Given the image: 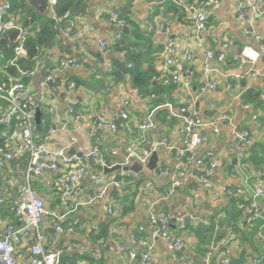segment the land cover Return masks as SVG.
I'll list each match as a JSON object with an SVG mask.
<instances>
[{"label":"crops","instance_id":"1","mask_svg":"<svg viewBox=\"0 0 264 264\" xmlns=\"http://www.w3.org/2000/svg\"><path fill=\"white\" fill-rule=\"evenodd\" d=\"M5 1L0 0V5ZM19 1L30 5L26 0ZM151 1L88 0L85 14L75 18L73 31H69L68 27L60 30L54 43L43 50V55L35 60L34 68L27 75L24 83L33 96L37 109L42 106L48 113L51 111V119L60 128L50 142L54 147L65 144L71 133H76L78 141L71 149L73 154L81 155L93 144L89 130L97 115L104 116L107 121L111 119L115 124L120 120L119 127L116 124V132L112 133L108 129L101 131L102 150L113 164L123 162L124 153L136 142L143 149L165 142V145L157 148L158 173L145 167L138 173L116 170L105 174L104 168L90 165L87 175L79 180L78 194L68 199L60 197L56 175L52 171L44 170L31 177L32 187L41 196L50 213L42 224L45 233L47 237L53 235L50 223L56 217L63 216L64 225L71 219L77 221L72 234L57 236L55 247L60 248L70 243L81 244L86 251L64 254L62 264H124L128 260L125 253L117 251L119 245H125L139 254L150 252L154 264H181L171 259L167 247L160 239L152 237L153 227L148 221V207L154 203L158 213L195 214L215 222L212 235L204 236L203 244L199 241L194 223H189L191 225L184 231H179L174 221L170 223L169 230L183 240L184 246L179 257L189 264H221L223 258L228 257L231 260L241 251L248 257V264H253V259L257 257L262 258L264 264V207L262 218L252 223H248L245 218L248 213V206L245 205L247 202L250 204L252 189L260 180L258 172L264 169V0L258 11H249L244 18L239 14L247 9L246 0H220L217 5L207 7V28L203 34L202 48L193 45L194 28L186 16L187 10L174 5L172 0H162L149 8ZM184 3L187 6H196L198 0H184ZM29 7L36 17L53 16L50 5L46 4L41 11L38 6ZM113 9L127 21L138 25L145 34L152 32L148 43L150 47L143 52V69L163 71L159 56L166 41L172 40L175 43L173 63L180 67L187 86L173 85L165 103L171 105V109L155 106L151 98L140 97L130 86L127 77L116 87H108L107 98L101 96L98 89L79 86L74 93L66 89L64 81L70 75L88 79L90 72H87L86 67L111 71V59L123 61L122 53L104 55L95 42V37L109 40L117 32V28L108 19L109 11ZM14 23L17 24V21ZM38 25L32 24L30 33ZM126 26L128 31L123 32L124 35L134 41L130 36L131 24L126 23ZM166 27L168 33L165 32ZM255 35L260 38L257 39ZM224 43L228 46L223 48ZM244 47L251 48L252 52L243 54ZM206 50H211L214 55L211 61L212 77L218 81L213 90L204 89L207 83L203 66ZM187 52H191L196 60H187ZM220 53L225 54L222 62L216 58ZM70 57L80 60L81 68L57 73L52 85L46 83L47 69L55 67L60 59ZM250 94H257L258 101L245 100ZM125 100L128 103L124 106ZM121 106L128 114L130 128L137 125L142 115L148 114L151 115L153 126L140 134L137 130L133 134L128 127L120 129L124 120L118 118L117 113ZM182 107L187 112L197 111L198 116L206 121L216 120L222 114L231 117L230 123L220 120L216 122L218 133L212 127L196 128L206 140L196 148L181 168L188 175L196 174L212 162L215 166L208 175L210 180L217 187L223 186L234 194L216 195L206 184L189 179L186 184L173 187V192L165 196L171 188L170 177L177 172L176 149L182 148L187 138L183 116L187 117L189 114L181 115L179 109ZM159 109H163V112H158ZM77 115L80 116L78 120ZM233 127L249 132L252 139L250 146L236 139ZM13 132L8 134L5 131L0 134V137L6 139L7 145H10L9 151H14L20 144L14 138ZM41 133L38 134L43 139L46 130L44 136ZM235 144L237 147H234ZM111 147L118 150L115 158L109 154ZM27 161L28 155L22 153L7 160L5 167L0 169L1 198L11 199L16 196L18 186L24 182ZM162 172H166V175ZM121 176L127 180H124L120 189L111 187L102 198L87 202L88 196L94 195L101 184ZM238 189H241L240 193H236ZM118 194L122 196V203L114 206L113 212L108 214L107 205ZM231 196L239 198L241 202L235 204L234 209L229 203ZM4 208V205L0 207V235L7 225H19L12 205V216ZM234 210L236 212L232 216ZM111 228L115 229L114 234H110ZM131 234L146 245L139 242L132 244ZM220 235L225 238V245L214 246L213 238ZM31 241V238L22 240L17 246L18 264H30L27 246ZM96 248L99 249V258L90 254Z\"/></svg>","mask_w":264,"mask_h":264},{"label":"built area","instance_id":"2","mask_svg":"<svg viewBox=\"0 0 264 264\" xmlns=\"http://www.w3.org/2000/svg\"><path fill=\"white\" fill-rule=\"evenodd\" d=\"M27 1V0H26ZM52 7L56 4L57 0H46ZM162 0H152L149 3V8L152 5L161 2ZM176 5L183 7L187 10V18L193 24L194 34H193V45L198 48L203 47L204 37L203 34L207 28V17L208 12L207 7L217 5L220 0H204L201 5L187 6L184 0H172ZM246 10L240 12L239 16L244 18L245 15L249 14V11H258L263 5V0H246ZM9 8V3L4 2L0 5V33L9 29L15 23L12 20H3V13ZM67 14L63 15L61 18H67ZM60 17H56V21L61 20ZM109 21L117 28V32L109 40H105L99 37H95V42L97 47L104 55H109L112 53L111 44L120 41L122 38L121 28L126 25L125 19L119 16V14L113 9L109 11L108 14ZM75 26V19H70L68 21V28H73ZM31 27L20 28L18 36L16 38L17 46L15 47V57L24 55V49L22 41L26 35L30 32ZM165 32L168 33V28H165ZM252 34L253 32L250 31ZM254 35V33H253ZM257 39L260 37L255 35ZM224 47L228 45L224 43ZM175 43L172 40H168L165 43L164 49L160 57V65L162 67V73L165 77V82H170L173 84H181L187 86V81L182 77L180 67L175 65L174 55H175ZM251 48L244 47L242 53L245 55L251 53ZM186 59L190 61H195V57L191 52L186 53ZM214 55L211 50L205 51L204 75L207 78V83L204 89L213 90L216 87L217 79H213V66L212 59ZM219 61H224L225 54L220 53L216 56ZM81 64L74 57L63 58L58 61L55 67L51 68L49 73L45 76V81H51L54 79L57 73L65 72L69 69H80ZM23 74V73H22ZM28 75V74H27ZM76 85L74 82L70 81L66 85V89L70 93H74L76 90ZM135 92L137 90H134ZM0 101L6 103L5 112L0 117V123L7 124L13 114L17 116V122L15 124V130L13 132L14 138H16L20 144L16 147L14 151H9L3 153L0 158V169L5 167V162L11 160L16 156L26 153L28 155V161L25 168L24 182L18 186L16 191V196L11 198V205L14 209V214L16 219L19 221V225H7L0 235V264H18L16 255V248L22 240L32 239L31 243L27 246V252L29 253L30 264H62V257L64 254L71 253H81L85 252L86 249L81 244H66L63 247L56 248L57 236L60 234H72L76 229L77 221L71 219L68 224L64 225L63 216L56 217L50 223V227L53 230V235L47 237L43 221L46 216L50 213L44 205V201L38 192L31 185V177L42 173L44 170H50L56 175V181L58 186V193L62 199H68L75 196L79 192V180L84 175H87L88 168L90 165H98L102 168L111 167L115 164H108L107 159L103 157L99 145L102 142L101 131L104 129L110 130L112 133L116 132L117 125L113 120L107 121L102 115H97L94 119L93 126L89 130V137L93 140V144L85 149L81 155H76L69 153L73 144L78 141L76 133H71L68 142L58 147H54L50 144L51 140L57 135L59 131V126L54 122L51 117H49L46 136L41 139L37 133L36 123H35V112L37 109V104L33 96L29 93L27 85L16 79L10 88L3 92L0 88ZM128 102L125 100L123 105L125 106ZM169 107L171 105L165 104L161 105ZM159 106V107H161ZM158 107V108H159ZM51 110V109H50ZM185 107L179 109L181 115L189 114L187 117L183 116L184 119V131L186 132L187 138L184 142V146L180 149H176L177 154V172L171 175V188L165 196H168L173 192V187L181 186L186 184L189 179H193L196 182L204 183L214 190L216 195H232L227 188L223 186L217 187L212 180L208 177L209 173L215 166L214 163L210 162L203 168V171L196 174L186 173L183 170L182 165L188 161L193 155L196 148L206 140L204 135L197 132L196 128L201 127H212L216 133V122L218 120L230 123L231 117L228 114L220 115L216 120L206 121L198 116L197 111L187 112ZM51 112V111H49ZM118 118L127 120L128 114L122 108L118 109ZM79 115L76 116L78 120ZM153 126L151 115L148 114L144 116L140 123L137 125V132L143 133V131L151 128ZM233 133L236 139L250 146L252 143L251 136L248 131L244 129H238L233 127ZM160 145H165V142H159L153 147H149V150L143 149L140 143H134L133 146L129 147L125 159L123 162L116 163L120 165L129 164V159L132 158L146 166L148 159L152 152L157 151ZM237 147V144L234 145ZM109 154L112 158H115L118 154V150L115 147L109 149ZM166 175V172H162ZM260 180L251 192V199L248 208V213L246 216V221L252 223L259 218H262V211L264 207V173L258 172ZM124 185L123 179H113L106 183L101 184L94 195H89L87 202H91L94 199L102 198L109 188H121ZM149 193V190L146 189ZM241 189H238L236 193H240ZM4 201V198L0 197V203ZM122 203V196L118 194L111 202L107 205V213L111 214L113 212L114 206H119ZM148 221L153 227L152 237L160 239L167 247L171 259L181 262V264H189L179 257V253L183 249V240L181 236L171 232L169 230V225L171 222L177 224L179 231L186 230L187 223H197L203 225H209L210 219L197 216L195 214L182 213L177 215H169L167 213H158L155 209L154 203L149 204L148 207ZM115 229H110V234H114ZM130 240L132 244L141 243L138 241L134 234L130 235ZM225 238H222L217 247H222L225 245ZM143 245H146L142 241ZM85 250V251H84ZM117 251L119 253H125L128 262L124 264H154L153 257L150 252L146 251L143 253H138L133 249L126 247L125 245L117 246ZM94 258H99V249L96 248L90 252ZM261 259H255L253 264H260ZM230 259L225 257L221 260V264H229Z\"/></svg>","mask_w":264,"mask_h":264},{"label":"trees","instance_id":"3","mask_svg":"<svg viewBox=\"0 0 264 264\" xmlns=\"http://www.w3.org/2000/svg\"><path fill=\"white\" fill-rule=\"evenodd\" d=\"M28 4L31 6H38L40 11L45 8V5H49L46 0H27ZM88 0H57L56 4L52 6L53 16L52 17H36L35 14L30 10V5L21 3L19 0H6L9 3V8L3 13V20L17 21V24L13 25L9 29L0 33V88L3 92H6L12 83L18 79L22 82H26L27 74L31 73L35 65V60L43 55V50L49 48L57 38L60 30H65L68 27V21L70 19H75L76 17H81L86 12V5ZM204 0H198L197 5H201ZM174 5H176L174 3ZM116 11V10H115ZM117 12V11H116ZM118 13V12H117ZM67 14V18H61L63 15ZM119 14V13H118ZM120 17L125 19L122 15ZM56 17H60L59 22L56 21ZM127 24H131L130 36L134 39L131 41L128 36L122 33V38L120 41L111 44V50L114 53H122L123 61L118 59H111V71H103L100 69H90L86 70L90 72L87 80H83L81 77L76 75L68 76V79L64 81L65 87L68 82L72 81L75 83L76 87L83 86L86 89H98L101 96L107 98L108 87H116L118 84L124 81L125 77L128 78L130 86L137 90L140 97L151 98L154 105H163L166 103V96L173 87V83L165 82V77L162 71L159 72L154 69L142 68L143 52L150 47V34L146 33L136 24L129 22L125 19ZM39 24L33 33H28L24 40L22 41L24 55L15 57V47L17 46L16 38L19 33L20 28L32 27V24ZM74 28V27H73ZM73 28L69 31H73ZM152 31V30H151ZM161 56H159L160 58ZM79 63L80 60H78ZM82 64V63H81ZM50 67L45 72V76L49 73ZM23 73V74H22ZM249 97V98H248ZM245 100L253 99L255 102L258 101L257 94H250ZM6 103L0 101V117L5 112ZM41 116L40 122L42 126L41 136H44L46 126L50 117V112L48 113L44 107H38ZM264 110V106H263ZM75 112V110H74ZM158 112H163V109H159ZM145 116V115H144ZM143 115L140 117L139 122H141ZM129 119V118H128ZM128 119L122 121L120 129H131L132 133L135 134L137 130V125L134 128L129 127ZM17 122V116L12 115L7 124L0 123V134L7 131L8 134L15 130V124ZM264 126V117L263 122ZM131 126V125H130ZM132 127V126H131ZM110 136V134H109ZM6 139L0 137V150L2 157L3 153L9 152V148L6 143ZM103 143L99 145L101 153L103 152ZM108 164H112V160L107 158L105 153L103 154ZM259 166V165H257ZM259 172L264 173V169ZM117 179L127 180L124 176L118 177ZM231 207L234 209L235 204H240V199L231 196L229 199ZM4 205V210L10 216L13 215L11 208V199H4L0 203V207ZM245 206L249 208V202ZM236 211L234 210L231 215L233 216ZM240 211H238L239 213ZM247 216V215H246ZM245 216V218H246ZM245 220V219H244ZM242 224V223H241ZM189 223H187L186 228L188 229ZM195 231L199 238L201 244L205 243V237L207 235H212L214 230L215 222L210 220L209 225L195 224ZM234 231L236 232V225L234 224ZM222 239V235L214 237V246ZM260 259V257L254 258ZM248 257H246L245 252L241 251L236 257H233L229 264H248ZM250 261V260H249ZM262 264V258L260 260Z\"/></svg>","mask_w":264,"mask_h":264},{"label":"water","instance_id":"4","mask_svg":"<svg viewBox=\"0 0 264 264\" xmlns=\"http://www.w3.org/2000/svg\"><path fill=\"white\" fill-rule=\"evenodd\" d=\"M122 32H127L128 31V27L125 25L124 27L121 28ZM23 56V55H21ZM55 80V78L51 81H48L46 83H48L49 85H52L53 81ZM40 116H41V113L38 109H36V112H35V123H36V129L38 131V133H41L42 132V126H41V122H40ZM119 122L120 120L118 119L116 121V124L118 125L119 127ZM146 150H149V146H146ZM73 152V149H71L69 151V153H72ZM124 155L126 156V154L124 153ZM158 159V154H157V151H154L151 153L149 159H148V162L146 164L145 167H147L148 169L150 170H155L156 173L159 172L158 169H156V161ZM142 164H140L138 161L130 158L129 159V164L127 165H120V164H115L111 167H104V173L105 174H108V173H111L113 171H116V170H122L124 172H127V171H132L134 173H138L140 171H142L144 168H145Z\"/></svg>","mask_w":264,"mask_h":264}]
</instances>
